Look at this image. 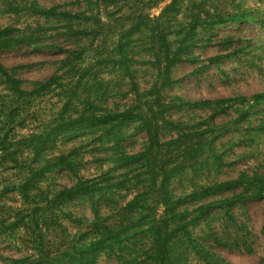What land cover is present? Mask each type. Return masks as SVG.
Segmentation results:
<instances>
[{
    "label": "rangeland",
    "instance_id": "rangeland-1",
    "mask_svg": "<svg viewBox=\"0 0 264 264\" xmlns=\"http://www.w3.org/2000/svg\"><path fill=\"white\" fill-rule=\"evenodd\" d=\"M0 264H264V0H0Z\"/></svg>",
    "mask_w": 264,
    "mask_h": 264
}]
</instances>
